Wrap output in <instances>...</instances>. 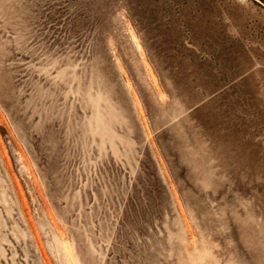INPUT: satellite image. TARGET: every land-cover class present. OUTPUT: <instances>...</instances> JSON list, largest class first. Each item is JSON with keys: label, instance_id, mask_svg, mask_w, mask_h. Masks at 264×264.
Listing matches in <instances>:
<instances>
[{"label": "rangeland", "instance_id": "374dc122", "mask_svg": "<svg viewBox=\"0 0 264 264\" xmlns=\"http://www.w3.org/2000/svg\"><path fill=\"white\" fill-rule=\"evenodd\" d=\"M0 264H264V0H0Z\"/></svg>", "mask_w": 264, "mask_h": 264}]
</instances>
